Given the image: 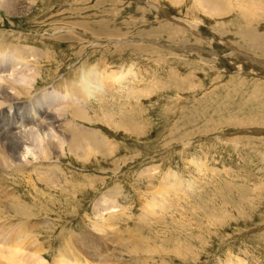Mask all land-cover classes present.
Instances as JSON below:
<instances>
[{
    "label": "rangeland",
    "instance_id": "374dc122",
    "mask_svg": "<svg viewBox=\"0 0 264 264\" xmlns=\"http://www.w3.org/2000/svg\"><path fill=\"white\" fill-rule=\"evenodd\" d=\"M34 3L24 16L2 9L0 33L45 52L40 102L82 67L128 73L90 101L80 153L25 174L0 168L1 191L16 196L4 202L47 223L34 234L49 261L95 229V202L118 189L115 231L86 248L110 264L133 245L140 257L114 264H264V0ZM168 173L180 190L162 187Z\"/></svg>",
    "mask_w": 264,
    "mask_h": 264
},
{
    "label": "bare ground",
    "instance_id": "6f19581e",
    "mask_svg": "<svg viewBox=\"0 0 264 264\" xmlns=\"http://www.w3.org/2000/svg\"><path fill=\"white\" fill-rule=\"evenodd\" d=\"M201 1L203 4L207 0ZM34 5V0H0V8H2L7 13V15L12 16H24L26 14H29L30 10ZM249 17L250 15H245L246 19ZM0 21H2L1 12ZM248 34V37L250 36V45L248 46L253 50L254 48H256V46H253V44L256 42V36H254L253 31L248 32ZM11 37L12 34L10 33H0V70L6 71L10 68L12 63L26 60L28 62L29 67L35 69V74L37 78L34 87L30 90H26V94L24 95L22 100H17L15 97H12L11 94L8 93L6 90L4 91V98L12 104V109L10 111L8 108H5L0 111V168H2V170L4 169L7 174L10 172H21L22 174H25L27 169H30L34 165H39L43 167V164H47V162L51 163L54 159H57L58 161L63 160L64 154L67 151L73 152V154L75 152L80 153V151H82L80 150V148L82 147L80 145H82L83 143H79L78 140H80V138L75 137V134L79 132L80 136L89 134L91 135L94 130L90 129L88 125L93 123L90 119H88L87 116L91 113L89 112L90 109L88 108L90 106V101L85 102L84 100H82L81 91L78 87L79 79L67 82L65 84L62 83L63 85L55 86L59 91H54L53 93L44 95L43 101L52 100L54 96L55 100L50 101L49 103H44L43 101L40 102L35 97L37 94H40L37 91H39L40 88L39 84L41 82L39 81V77H41L42 74V66L37 61L45 58V52L43 50L36 49L28 42H18L21 39H12L13 37ZM233 52L232 53L235 54L236 50L233 49ZM90 76L93 78L95 84L98 86L99 89L104 87L105 92H107L108 88L115 84L113 81L117 76L122 77L123 80H125L128 76V73L125 74V71L109 73L106 71V69L94 68L90 73ZM58 101H60V103H57ZM53 112H55L56 115H54ZM21 125H37L40 131H46L47 129H51L54 127L59 133L60 142L59 144H57L52 143L50 141L46 146L45 154L42 155L40 159L36 162H31L27 164L16 163L20 160V152L22 151L23 147L18 137L16 136L18 127ZM68 126L72 128H68ZM20 135L25 139H35L36 132L34 130L29 129L22 131ZM89 141L91 142L92 140ZM34 169L36 173L42 174L38 171V167H35ZM55 180L58 181L57 179ZM169 180L175 181L176 183L171 184ZM162 184L163 188L173 187L172 189H175L177 191L181 189L179 188L181 180L177 178V175L175 174L173 175L171 173H168L164 177ZM8 189V187L6 188V190L1 191L0 189V195L3 196V200H0V264H91V259H97L100 264H110L109 258H106L107 254L100 256V253L103 252L102 249H99L97 251L90 249L89 251H87L86 248L89 247L87 244H93L94 248L101 247V242L104 243L103 240L105 236L109 235L112 230L115 231V228L112 229L115 224L111 223V219H114L115 215L122 212V210H119L118 206L116 205L118 204L115 199L118 197V189L110 190V192L103 194L95 202V206L97 209H95L97 221L93 223L95 229H89V233L86 235L83 233V235L78 239L77 242L68 240L67 245L65 244L64 246L66 248H63V250L58 254L55 253L54 260L52 258V261H49V254L44 253L45 250L42 249L41 244L38 243V239L34 234L35 229H41L47 223H33V219L28 214L31 211L24 209L20 205V202L22 201L19 198L18 200L16 199V202H19L17 206L8 205L7 201L10 202L11 196L15 195L13 191L9 192ZM14 198H16V196H14ZM4 199L7 201L4 202ZM161 201L164 202L163 200ZM107 203L112 206H109L108 208L106 206ZM110 209L114 210L113 212H110L111 216H109V218L103 216L104 214H102V210L107 212V210ZM20 218L24 219L20 220ZM13 219L17 221H23L24 223H20L21 225L18 224L20 225L19 227L17 225H11L10 223ZM95 230H98V232L100 231L101 234H94ZM8 234H12L13 236L8 238ZM140 247V245H133L131 246V248H133L134 250L124 255L123 253L129 248H123V251L121 253L116 254L112 258L113 264L115 263V260L120 261L122 260V258H124L125 260V256H127V254L129 255V257H140V255H138L137 253Z\"/></svg>",
    "mask_w": 264,
    "mask_h": 264
},
{
    "label": "clouds",
    "instance_id": "9594fccd",
    "mask_svg": "<svg viewBox=\"0 0 264 264\" xmlns=\"http://www.w3.org/2000/svg\"><path fill=\"white\" fill-rule=\"evenodd\" d=\"M0 10H2V8H0ZM92 70V67H82L80 69L78 87L81 91V98L85 102L95 100L97 96L101 94L100 89L90 76ZM36 78L35 69L30 68L26 60L14 62L8 70L0 71V111L5 108H8L10 111L12 109V104L4 98L5 90L17 100H22L26 94V90H30L34 87ZM113 82L124 87V80L122 77L117 76ZM53 113L56 115L55 112ZM29 129L36 132L35 139H25L20 135L22 131ZM16 136L23 146L20 152V160L16 163L27 164L36 162L45 154L46 146L50 141L57 144L60 142L59 133L54 127L46 131H40L37 125H21L18 127Z\"/></svg>",
    "mask_w": 264,
    "mask_h": 264
}]
</instances>
